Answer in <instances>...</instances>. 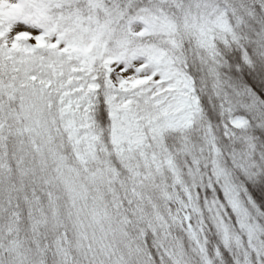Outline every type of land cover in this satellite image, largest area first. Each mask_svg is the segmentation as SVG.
Wrapping results in <instances>:
<instances>
[{
  "label": "snow or ice",
  "instance_id": "6c2138e0",
  "mask_svg": "<svg viewBox=\"0 0 264 264\" xmlns=\"http://www.w3.org/2000/svg\"><path fill=\"white\" fill-rule=\"evenodd\" d=\"M0 264H264V0H0Z\"/></svg>",
  "mask_w": 264,
  "mask_h": 264
}]
</instances>
